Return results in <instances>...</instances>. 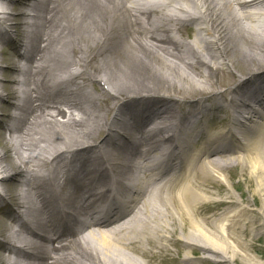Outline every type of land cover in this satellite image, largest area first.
I'll return each mask as SVG.
<instances>
[{
  "label": "bare ground",
  "instance_id": "6f19581e",
  "mask_svg": "<svg viewBox=\"0 0 264 264\" xmlns=\"http://www.w3.org/2000/svg\"><path fill=\"white\" fill-rule=\"evenodd\" d=\"M0 4V110L27 98L0 141V232L20 244L0 264H167L171 247L178 263L259 264L248 201L205 206L240 164L264 226V0ZM246 63L261 73L237 74Z\"/></svg>",
  "mask_w": 264,
  "mask_h": 264
},
{
  "label": "rangeland",
  "instance_id": "374dc122",
  "mask_svg": "<svg viewBox=\"0 0 264 264\" xmlns=\"http://www.w3.org/2000/svg\"><path fill=\"white\" fill-rule=\"evenodd\" d=\"M7 51H9V50H7ZM3 59H5V58H3ZM122 61L123 62H120L122 64L119 65V70H117L115 68L114 73L118 76L121 75L123 78H128V75H130L131 70L125 69L122 72V69L127 67L129 65V63L133 62V60L129 58V59H124ZM4 62H9V61L5 59ZM262 63H264V62H262ZM256 65L257 64H248V63L242 64L239 69L238 68L236 69V73L240 74L243 71H247L249 68H252V67L255 68L254 66H256ZM4 73H8V74L12 75L10 72H4ZM122 74H124V75H122ZM131 76H133V75H131ZM142 77H143V74L140 75V78H142ZM228 78H229V80H228ZM225 79H227V82H230L232 80L230 75L226 76ZM139 83H142V82H139ZM220 85L217 84L216 86L220 87ZM8 86H11V84L8 83ZM139 89L145 90L146 88H139ZM127 91L130 92V91H132V89L126 90L125 92H127ZM49 101H52V100L49 99ZM107 102L109 105V104H111L112 100L109 99ZM10 105H12L11 100L8 103V107H10ZM4 107H6L5 109L7 110L8 107L7 106H4ZM111 107L109 108V110L106 111V114L110 111ZM127 112H129L128 108H127ZM2 120L4 123L2 122ZM6 120L7 119L3 118V116L0 118V141H2L3 137L7 134V131H8L7 123H5ZM245 123H247V121H245ZM245 125L246 124H244V126ZM222 127H224V126L223 125L218 126L219 129ZM85 137L88 138L89 136H85ZM196 143H199V141ZM236 153H238V152H236ZM226 173H227L228 180H227V177H225L224 179L220 178L221 180H216V181L214 180V182H211V185H209L207 187V189L211 193H213V196L210 198L211 201L208 203V205L205 206L206 208L209 207L208 208L209 211L206 214V216H208V217L210 216L211 219H214L224 209L228 208L231 210V209H233L239 205V204L237 205L236 203H226L225 206L224 205H216L221 200L227 201L231 197V200L239 201L241 199L240 196L242 197V199L247 200L248 203L245 202V205L250 207L251 211L254 213V215H256L257 223L259 224L260 231L256 235L249 233V235L244 236V242L248 245L249 253L251 254V256H253L259 264H264V228H263L264 226L262 228L260 227V224L262 223V219L260 217V213L258 210L261 197L256 192L255 181L252 179L253 176H251L249 174V169L247 167L243 171L244 175L241 176L242 172H241V165L240 164L233 166V168ZM10 183H12V182H10ZM253 200H254V204H252ZM0 213H2V212L0 211ZM2 219H3V216L0 214V221L1 222H2ZM1 227H2V225L0 224V228ZM177 237H179V235ZM181 238H182V236H181ZM2 253H3L2 252V243H0V256L6 255V254H2ZM177 256H178L177 252L175 251V249L173 247H171V251L169 252V256L166 257L165 262L167 264H170L172 262H175V264H188L185 262L178 263L177 259H176ZM181 257L183 258V256H181ZM201 264H203V263H201ZM205 264H216V262L210 261L209 263H205Z\"/></svg>",
  "mask_w": 264,
  "mask_h": 264
}]
</instances>
